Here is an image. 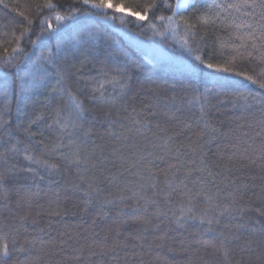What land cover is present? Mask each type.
Masks as SVG:
<instances>
[{"label": "snow or ice", "instance_id": "obj_1", "mask_svg": "<svg viewBox=\"0 0 264 264\" xmlns=\"http://www.w3.org/2000/svg\"><path fill=\"white\" fill-rule=\"evenodd\" d=\"M28 7L27 15L12 9L23 17V27L3 24L4 36L11 35L15 46L0 53V66L15 70V80L10 88L7 73L0 78V203L8 205V214L0 215V264H173L167 254L184 257L182 264H254L245 254L256 249V261L264 264V0H175L174 5L169 0H32ZM85 16L136 23L153 36H170L184 57L175 66L180 87L140 84L148 95L128 111L135 69L102 48L94 31L79 27ZM36 19L40 31L26 50ZM53 36L56 43L50 44ZM17 89L20 96L44 95L47 103L14 130ZM213 99L248 117L222 132L209 117ZM184 108L198 111L197 131L193 122L178 121L171 132L154 123L161 116L174 119ZM97 124L113 141L140 136L147 143L131 152L98 145L93 140ZM218 135L229 137V143L212 159L206 148ZM110 156L121 164L112 165L115 171L108 172L102 187L96 173L106 170ZM65 166L74 172L62 174ZM46 178L58 191L46 207L34 210L39 193L30 185ZM122 178L120 187L116 182ZM69 189L83 194L72 215L84 217L93 209L96 215L83 231L65 224L45 242V231L69 215L60 199V191ZM112 208L118 223L101 236L98 221ZM124 216L132 217L127 235ZM190 223L207 239L177 243L167 226L182 234ZM152 230L159 235L144 250Z\"/></svg>", "mask_w": 264, "mask_h": 264}, {"label": "trees", "instance_id": "obj_2", "mask_svg": "<svg viewBox=\"0 0 264 264\" xmlns=\"http://www.w3.org/2000/svg\"><path fill=\"white\" fill-rule=\"evenodd\" d=\"M114 2L131 3L132 0H114ZM169 2L173 3V5L175 4V0H169ZM31 3L32 0H3V2L0 3V53H3L5 47L11 49L15 46L14 43H11V35H8L7 37L4 36V32L6 31L3 27L4 22L13 21L12 26L17 29L23 27V17L17 15L16 12L12 11V9L17 8L19 12H24L25 15H27L29 11L28 6ZM4 4H7L8 7L4 8ZM157 14H159V12ZM44 15H47V13L45 12ZM79 27L86 28L88 31H94L99 45L102 48H105L109 52L118 54L121 59L125 60L135 69L136 82H134L133 91L130 92L126 98V107L128 108V111H131L133 104L139 106L140 99L146 98L148 95L146 91L140 90V84L145 85L146 88L153 86H160L161 88H170L171 86H176L177 88L180 87V85L177 83L180 77L175 72V66L180 65L183 62L184 57L181 54L180 47L173 43L170 36L168 38L153 36L151 31L148 30L146 26L141 28L136 23L121 25L118 19L114 21L101 20L96 16L81 17ZM39 31L40 22L38 19H36L34 20V28L31 35L26 38L23 44L26 50L32 47L28 44V41L37 39ZM16 35H19V31L16 32ZM64 38L70 39L71 33L64 36ZM5 40L8 42H5ZM55 43L56 37L53 36L50 44ZM150 46L154 47V50L149 51L148 47ZM37 51H39V49H37ZM89 68H91V65H89ZM5 73H7V81L9 87L11 88L13 81L15 80V70H10L0 66V78H3ZM91 74L96 75V72L92 71ZM108 91L111 92V88H109ZM46 103L47 102L44 95L29 96L27 93H25L24 96H20L19 90L17 89V99H15L12 103V125L14 130L17 123H26L33 110L43 109ZM211 103L214 105V107L209 110V117L214 121L217 127L221 128L222 132L224 133H227L229 128H235L237 124L244 123V120L248 117V113L244 112L242 109L233 108L230 103L217 104L215 99H213ZM255 110V108L252 109V111ZM123 114V111H121V115ZM198 115L199 113L196 109L189 110L184 108L175 113L174 119H167L161 116L158 117L154 123L159 122L163 127H167L171 132L177 130L178 121L193 122V131H197L198 128L195 125V120ZM245 130L246 129H241V132H244ZM104 131L105 127H101L99 124L95 126L94 132L96 135L93 137V140L96 144H106L110 147L118 148L121 151L131 152L137 148L145 146L147 143V141L140 136H130L127 140L113 141L103 135ZM45 135L48 136L49 133L46 131ZM52 135H54V133ZM145 135L149 140L152 139L151 133H145ZM184 135L186 136L187 133ZM237 135L240 136V133H237ZM20 138L24 139L23 135H21ZM231 139L232 142H237L235 137H232ZM244 139L245 138L241 136L239 141L242 146ZM181 140H183V137H181ZM228 143L229 137L218 135L214 140H212L211 143L207 145L206 150L209 152L210 157L215 159L216 153L218 151L224 150V146ZM88 147H92L91 140L88 142ZM107 150L108 149H106V151ZM37 152H39V149H37ZM55 162H59V160H56ZM20 163L23 164V161L21 160ZM120 164L121 162L115 156H110L109 163L105 165L106 170L103 172L99 170L97 171L96 175L104 181V184L101 185L102 187L107 185L106 178L108 177V172L115 171V168L112 167V165L119 167ZM157 166L162 168L165 166V163L157 162ZM71 172H74V169L68 168L66 166L62 170V174ZM235 174L239 175V173ZM41 175H45V173L41 172ZM247 175L248 173L245 172V176ZM125 176L127 179H135L134 177L128 176L127 174H125ZM55 179H58V177L52 178V180ZM52 180L46 178L44 181H37L35 184L30 185L32 191H38L39 193V199L35 200L32 204V208L34 210L39 209L41 205L46 207L48 199L52 197L54 192L58 191V185L53 183ZM116 183H118L120 187H123V178ZM111 187L113 190H116L115 184ZM249 195H251V193ZM14 199L15 194H13V201ZM60 199L63 206L69 209V215L62 222L55 225L51 230L45 231V233L42 235V238L45 242L56 238L58 232L64 228L65 224L79 225L80 230L83 231V229L88 228L91 225L92 217L96 215L95 209L90 210L89 214L84 217H81L79 212H76L75 215L71 214L73 211H76L73 206L83 199V194L80 191H74L71 189L67 191H60ZM105 211L109 212V215L98 221V226L96 228V231L99 232L101 236H103L104 232H106L109 227L113 226L114 222L118 223L115 208L106 209ZM149 211H154V209L149 208ZM7 214L8 205L0 203V215ZM122 219L129 221L128 226L122 229L124 235H127V233L133 229V225L131 224L132 217L124 216ZM28 227L29 231H31V225H28ZM39 227H44V223L42 222ZM167 227L173 229L170 234L172 237L176 238L177 243L180 239L193 241L197 239H207L206 236H199L198 227L195 224H188L182 230V234L176 231L171 225H168ZM155 235H159V232L152 230L148 234L147 239L144 242V250L147 249ZM195 247L196 245L193 244V248ZM234 247L238 248V245H234ZM137 251H140V249H137ZM256 252H258V249L254 250V252L251 254L246 253L245 256L247 258L248 255H251L254 264H259V262L256 261ZM165 253L166 250L164 253H161V255H165ZM119 255L123 257L124 252H120ZM23 258L24 256L21 255L20 259ZM166 259L172 261L173 264H182L184 257H174L172 254H167ZM130 264H134V262L130 261Z\"/></svg>", "mask_w": 264, "mask_h": 264}, {"label": "rangeland", "instance_id": "obj_3", "mask_svg": "<svg viewBox=\"0 0 264 264\" xmlns=\"http://www.w3.org/2000/svg\"><path fill=\"white\" fill-rule=\"evenodd\" d=\"M148 49H149V51H152V50H154V47L150 46V47H148Z\"/></svg>", "mask_w": 264, "mask_h": 264}]
</instances>
